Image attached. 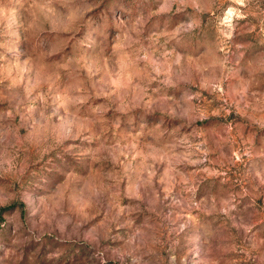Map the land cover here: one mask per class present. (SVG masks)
<instances>
[{
    "label": "rangeland",
    "instance_id": "1",
    "mask_svg": "<svg viewBox=\"0 0 264 264\" xmlns=\"http://www.w3.org/2000/svg\"><path fill=\"white\" fill-rule=\"evenodd\" d=\"M0 264H264V0H0Z\"/></svg>",
    "mask_w": 264,
    "mask_h": 264
}]
</instances>
